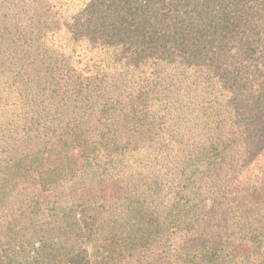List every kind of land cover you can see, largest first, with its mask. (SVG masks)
<instances>
[{"label": "rangeland", "instance_id": "374dc122", "mask_svg": "<svg viewBox=\"0 0 264 264\" xmlns=\"http://www.w3.org/2000/svg\"><path fill=\"white\" fill-rule=\"evenodd\" d=\"M39 1L0 0V264H89L121 245L130 264L146 250V264H232L252 237L235 225L239 200L264 183L261 78L230 89L148 62L142 0ZM256 242L243 264H264V224Z\"/></svg>", "mask_w": 264, "mask_h": 264}, {"label": "trees", "instance_id": "16d2710c", "mask_svg": "<svg viewBox=\"0 0 264 264\" xmlns=\"http://www.w3.org/2000/svg\"><path fill=\"white\" fill-rule=\"evenodd\" d=\"M140 3H146L148 7L145 10L152 15L150 19L144 17L141 20V24H145L148 44L144 53L148 62L163 63L164 60L175 59L196 70L214 73L224 83H230V89L239 80L261 78L262 87L259 90L261 98L264 97V0H142ZM132 4L133 0H125L124 7ZM39 5H47L48 12L55 6L46 0H40ZM47 15L46 10L43 16L46 18ZM54 19L61 20L62 17L54 16ZM49 22L44 20V29L50 25L55 27L53 19L50 25ZM149 25L152 30H149ZM43 32H38L39 36L34 32H25V44L39 41ZM45 41L43 53L50 50V56L55 61H61L58 53L65 56L64 45H57L55 49L47 43V39ZM32 47L30 43L27 45V48ZM141 50L138 47L135 53L129 54V60L136 61L140 58L138 53ZM22 51V46L16 39L11 53L16 58ZM70 71H73V66L66 73ZM259 103L263 109L260 113L264 115V103ZM253 125L256 129H264V118L254 120ZM229 174L231 175L230 171ZM232 177L238 180L237 174L232 173ZM236 190H241L239 180ZM249 190L246 200H239V208L234 217L237 219L236 227H248L252 237L245 240L244 244L233 247L234 255L229 258L232 264H243L254 250L260 248L256 241L259 240L260 227L264 224V183ZM217 236L221 238L218 230ZM212 248L220 251L219 246L213 245ZM118 252H101V259L97 255L89 264H130V248L121 245ZM149 254L146 250L141 257ZM141 257L131 264H146L141 261ZM164 259L166 257L162 258L157 254L155 264H165ZM70 260L64 259L61 263L70 264Z\"/></svg>", "mask_w": 264, "mask_h": 264}]
</instances>
